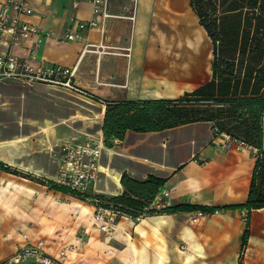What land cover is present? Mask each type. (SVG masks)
I'll return each mask as SVG.
<instances>
[{
  "label": "crops",
  "instance_id": "obj_1",
  "mask_svg": "<svg viewBox=\"0 0 264 264\" xmlns=\"http://www.w3.org/2000/svg\"><path fill=\"white\" fill-rule=\"evenodd\" d=\"M5 1L0 0V6ZM27 1L33 11L31 15L23 17V20L43 30H52L58 36L64 34L69 19L74 15L80 21L95 19L98 22L97 27L83 32L81 38L74 42L60 43L47 39L35 49L34 59L46 64L75 68L76 84L105 101L172 99L184 92H191L211 78V41L199 25L198 18L189 6V0H138L136 9L131 13L126 12L129 8L133 9L129 2L110 0L109 13L113 18L105 21L96 19L92 15L93 7L85 1L75 11L71 7V0ZM31 39L26 40L21 47L14 48L13 52L20 57H29V49L33 44ZM6 49V46L0 44V52ZM17 86L27 87L33 96L36 95L30 99L32 104L36 103V98L41 99L38 104L42 109L30 111V115H36L35 117L19 121L21 126L24 123L31 126L27 134L0 137V163L8 169H0V263L12 258L22 243V236L17 230L6 224L8 218H33L37 215L32 211L33 206L74 212L76 221L72 218V224L60 225L58 232L50 229L45 231L49 237L44 240L47 242L48 255L56 256L60 249L72 247L63 261L65 264H171L174 257L181 258L183 264L202 263L196 262L198 258L193 255L191 261L186 260V255H190L191 251L187 246L190 239L185 234V227H190L181 222L184 216L198 212L163 214L168 219L157 228L154 221L156 215L137 222L119 216L115 232L108 236L95 227L92 219L94 205L91 202L50 189L44 181L53 180L58 167L50 151L73 136L94 137L85 133L76 134L75 129L62 126L60 121L63 120L58 116L57 110L40 96L44 90L49 91L45 86L0 82V102L2 98H19V95H12L18 93L14 90ZM97 108L98 137L94 139L99 140L100 137L103 142L101 126L105 107ZM201 126L208 131L205 140L198 141L192 137L181 141L167 136L174 131ZM136 135L145 137L142 144L149 145V151L141 150V154L132 155L122 146L112 148L118 153L104 147L103 156L108 157L109 161L107 165H100V170L106 174L108 184L103 186L100 193L106 198L123 192L120 179L126 173L138 181L145 180L149 174L168 178L162 190L169 192V198L164 199L160 195L156 197V205L160 203L164 207H220L245 202L255 158L249 150L228 153L212 145L210 123L190 124L158 133H127L124 138ZM114 142L123 143L118 140ZM119 154H128L131 159L124 160L123 163L126 164L114 166L110 156H120ZM173 154H180L182 158L174 162ZM194 157L203 159L205 163H196ZM10 168H14L17 173ZM114 175H117V181L113 188L109 180ZM50 192L71 200L69 203H51L46 197ZM21 204L30 206V213L24 212ZM84 218L86 225L80 227ZM192 232L194 240L206 253L207 243L194 230ZM200 233L207 238L215 237L209 230ZM5 235L9 237L6 238ZM27 236L33 241L40 239L34 237V234ZM239 237L241 248L242 237ZM249 237L250 246L247 249L262 250L252 243L256 236ZM179 245L184 246L183 250ZM160 252L165 257L163 261L160 259L162 255H158ZM176 253L180 254L179 257H176Z\"/></svg>",
  "mask_w": 264,
  "mask_h": 264
},
{
  "label": "trees",
  "instance_id": "obj_2",
  "mask_svg": "<svg viewBox=\"0 0 264 264\" xmlns=\"http://www.w3.org/2000/svg\"><path fill=\"white\" fill-rule=\"evenodd\" d=\"M212 45L211 78L172 99L105 101L103 145L124 141L127 133H158L181 126L210 123L211 129L253 146L259 152L244 203L223 207L152 206L168 178L153 174L138 181L123 173V192L96 196L105 207L131 218L176 212L213 215L220 211L264 209V0H189ZM0 169L8 171L0 163ZM50 189L80 198L69 189L44 181ZM248 219L246 225L248 226ZM241 250L248 230L241 235Z\"/></svg>",
  "mask_w": 264,
  "mask_h": 264
},
{
  "label": "built area",
  "instance_id": "obj_3",
  "mask_svg": "<svg viewBox=\"0 0 264 264\" xmlns=\"http://www.w3.org/2000/svg\"><path fill=\"white\" fill-rule=\"evenodd\" d=\"M91 4L92 15L97 18H113L109 13L110 0H71V7L75 11L82 2ZM129 2L133 11L136 9L138 0H124ZM27 0H6L0 6V44L6 46L4 52H0V82H14L21 85H41L47 89L61 93L68 97L76 98L84 103L98 107H105V100L90 90L79 86L74 81L75 68H68L56 64H46L43 61H35V49L44 41L74 42L81 38V34L91 28L98 26L95 19L80 21L75 15L69 19L68 25L62 36L53 33L52 30H43L36 25L23 20V17L32 14L33 9ZM133 19V17H130ZM32 38V39H31ZM33 41L29 49V57H20L13 52L16 47H21L26 40ZM211 144L220 147L225 152L249 150L252 157L259 158V152L253 146L233 139L226 134H221L217 129H212ZM51 155L57 164V173L52 181L70 191L83 197L94 205L92 219L95 227L108 236L112 235L117 226V218L125 216L111 207H105L96 196H103L96 186L101 176V160L104 153L103 142L98 139L73 136L51 150ZM194 161L203 164L205 161L194 157ZM89 188L91 193L89 194ZM169 198V192L160 190L156 197ZM152 206L156 209L164 208V205L157 203L156 198ZM201 216L200 213L191 215L190 221L195 223ZM128 217V216H125ZM137 222L142 218H131ZM0 226V231H1ZM6 238L9 235H5ZM22 243L12 258L0 264H15L32 261L37 264H65L68 251L72 247H65L58 251L56 256H50L46 252V241L43 239L30 240L26 234H22Z\"/></svg>",
  "mask_w": 264,
  "mask_h": 264
},
{
  "label": "rangeland",
  "instance_id": "obj_4",
  "mask_svg": "<svg viewBox=\"0 0 264 264\" xmlns=\"http://www.w3.org/2000/svg\"><path fill=\"white\" fill-rule=\"evenodd\" d=\"M132 10L133 9L129 8L126 10V12L131 13L133 12ZM14 90L18 93H13L12 95H19V98H2L0 102L1 138L6 136H20V134H27L31 126H27V124L24 122V124L21 126L19 125V121L23 120L24 118L35 117L36 115H30V111H41L42 109V106L38 104V101H42L41 99L36 98V103H31L30 99H32L36 95L33 96L30 93L31 91L29 88L17 86L14 87ZM40 96L43 97L45 101L48 100L49 103L54 106L55 111L57 110L56 112L58 116L63 120L60 122H62V126L64 128L70 130L75 129L74 131L76 134L85 133L93 136L94 138L98 137L96 122L99 121L97 118L99 109L97 108V106H94V104L90 105L84 103L76 98L68 97L66 95H62L61 93H55L50 90L47 92L46 90H44V93H40ZM207 135L208 131L203 126L188 130H178L167 134V136H172L173 139L177 138L181 141L188 140L192 137H195L196 139H198V141H201L205 140ZM143 139H145V137H142L141 135L128 136V138L125 139L121 144L112 142L110 149L112 152L118 153L116 150H112V148L116 146H122L123 148L128 149L129 152L132 153V155L141 154V150L149 151V145L145 146L144 144H142ZM158 139L159 138H157V140ZM119 155L120 156H110L112 159V164L114 166L121 165L126 159H131L128 154L126 156H123L121 154ZM172 157L175 160L174 162H176L182 158V155L173 154ZM108 161V157L104 155L101 160V165H107ZM10 169H12L11 171L16 172L14 168ZM31 180H36V178H31ZM42 183L44 184V182ZM107 184V177L102 175L100 182L96 186V190H102L103 186ZM88 192L89 194L91 193V188H89ZM46 197L47 201L49 200V202L51 203L53 201H56L58 203H69V201L71 200L69 199V197L63 195L58 196L52 192L47 193ZM21 207L23 208L24 212L30 213V206L21 204ZM33 208V213L37 214L33 218L27 217L25 219L19 218L18 220H16V218H11L13 216H10V218H8L7 220L8 223L6 224H8V226L14 227L19 235L34 234V237H39L40 239L45 240L49 239V237L45 234V231H47V229H50L51 231L55 230L58 232L60 225H68L70 223L72 224L73 220L74 222L76 221V218H74L73 215L74 212L70 213L63 210L51 208L46 209V206H39V209L33 206ZM190 217V215L184 216L182 218L183 220H181L182 224L184 226H189L190 228H192V230L197 233L198 237L203 239V241L207 243L206 253H204L205 258H198L196 259V262H202L201 264H206L205 262L209 264H235V262L237 264H264V211L257 212L256 210H253L250 212L249 216L245 210H231L228 212L220 211L218 212V214L215 213V215L212 217L206 215L199 216L197 217L198 222L195 223L190 221ZM247 219L249 221L248 226L246 225ZM83 221L84 222H81L82 224L80 225V227L82 225H86L85 218L83 219ZM245 229L248 230L249 236H256L255 239H252V243L260 247L262 250H248L247 248L250 246L248 242L245 248L241 250L238 238H240L239 235H242ZM204 230L212 231L213 233L211 234L215 237L207 238L201 236L200 232ZM179 247L181 250H183L184 248L183 245H179ZM176 254V257H179L180 254ZM158 255H162V258L160 259L163 261V259L165 258L163 253L160 252ZM192 257L193 256L187 254L186 260L191 261ZM15 264H31V262L27 261ZM171 264H183V261L181 260V258L175 259L174 257Z\"/></svg>",
  "mask_w": 264,
  "mask_h": 264
},
{
  "label": "bare ground",
  "instance_id": "obj_5",
  "mask_svg": "<svg viewBox=\"0 0 264 264\" xmlns=\"http://www.w3.org/2000/svg\"><path fill=\"white\" fill-rule=\"evenodd\" d=\"M116 181H117V175H114L113 177L110 178L109 182L112 183V187H116ZM110 189V188H109ZM166 219H168L166 216H163L162 215H156L155 218H154V221H156V228L161 226L162 224L166 223ZM187 233L189 239H190V242H189V245H187L191 251V254L190 255H193L195 256L196 258H199V259H204L205 258V255L203 252V248L202 246L194 240L195 238V235L194 233L192 232V230L188 227H185V234Z\"/></svg>",
  "mask_w": 264,
  "mask_h": 264
}]
</instances>
